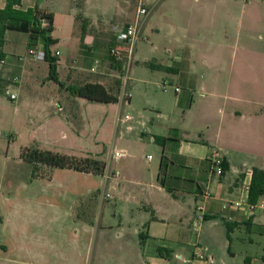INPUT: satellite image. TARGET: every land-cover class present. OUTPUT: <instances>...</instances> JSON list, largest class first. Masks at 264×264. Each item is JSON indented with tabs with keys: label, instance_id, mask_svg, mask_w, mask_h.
Wrapping results in <instances>:
<instances>
[{
	"label": "crops",
	"instance_id": "1",
	"mask_svg": "<svg viewBox=\"0 0 264 264\" xmlns=\"http://www.w3.org/2000/svg\"><path fill=\"white\" fill-rule=\"evenodd\" d=\"M48 1L22 0L13 9L32 11L31 21L36 12L52 14L51 37L58 43L61 38L55 33L62 24L74 25L77 19L84 23L79 48L69 43L73 54L78 52V66L62 60V51L57 49L60 54L56 55L50 46L64 85L55 82L67 92L62 97L65 102L55 101L57 111L74 113L82 103L91 108L97 102L73 95L68 85L103 84L119 97L115 103H97L119 105L116 127L118 136L125 139L123 155L113 156L120 150L115 144L109 160H103L105 171H78L73 176L77 184L70 189L56 184L54 175L35 174L29 184L16 189L15 182H9L11 193L1 196L0 205V264H264V207L249 208L264 202V195L256 203L249 200L253 171L264 170V50L240 43L247 5L238 15L232 11L233 0H148L145 38L135 47V67L125 97L120 68L110 54L112 46L124 48L125 44L116 41L112 27L135 19V0H119L121 9L111 30L89 15L103 13L105 0H82L80 15L72 7L77 0H67L64 11ZM7 3L0 0V10ZM230 21L239 25L233 46L234 58L242 53L240 62L228 63L219 55L222 39L216 33L222 32L223 22ZM255 24L250 13L246 37H251ZM24 33L29 48L30 34ZM6 41L8 73L20 82L28 65L5 51ZM33 46L45 49V42L38 38ZM93 52L96 55L89 58ZM44 61L50 76V64ZM71 61L76 63L75 57ZM149 66L163 68L162 83L171 86L175 95L161 97L152 107L139 106L131 87L136 91L135 83L150 82L143 77L144 73L153 76ZM252 83L258 86L254 94L248 88ZM52 101L47 100L46 107H53ZM149 108L155 111L152 117L146 114ZM58 116L61 138H81L67 133L66 117ZM138 126L149 127L143 132L151 134L149 143L159 145L157 157H144L146 138L129 137ZM213 148L221 151L228 169L222 177L210 179L208 156ZM206 190L211 198L205 202L204 218L197 221ZM70 194L75 196L67 206L61 199ZM78 204L86 205L84 216ZM70 222L73 227L65 229Z\"/></svg>",
	"mask_w": 264,
	"mask_h": 264
},
{
	"label": "rangeland",
	"instance_id": "2",
	"mask_svg": "<svg viewBox=\"0 0 264 264\" xmlns=\"http://www.w3.org/2000/svg\"><path fill=\"white\" fill-rule=\"evenodd\" d=\"M146 4L150 1L144 0ZM140 0H135L134 6H138ZM74 3V2H73ZM119 0H105L104 11L89 12L92 18L101 19L104 28H111L116 21V14L121 9ZM48 4L54 9L64 11L67 7V0H49ZM232 11L240 15L243 13V5H247V10L244 13V27L242 33L239 35L241 45L251 46L256 51L264 50V0H233ZM82 0H77L76 4H72V7L76 8L78 15L83 13ZM233 8H236L233 10ZM252 13L255 20V26L251 29V34L246 37V23L248 22V15ZM58 23H62L58 20ZM226 24V23H225ZM224 22L221 26V33H216L217 36H221L222 49H220L219 55L225 62L230 63L232 60L237 62L242 61V53L239 51L237 58H234V46L235 37H238L239 25H236L233 21L228 22L226 25V34L224 29ZM84 23L81 19L74 21V25L60 26V30L55 33L56 36L61 38L60 42H55L51 45V50L55 53L57 49L62 51L60 58L62 60H68L73 65L77 64L76 53L70 50L69 43H76L79 48V43L83 41L81 37L82 27ZM111 30V29H110ZM73 33V39H70ZM4 37L6 38L5 51L9 53L11 57L18 58L23 57L21 61L28 65V71L22 76V80L13 83L8 73V67L6 62L0 63V205L2 204L1 196L3 194L11 193L7 190V184L11 181L15 182V189L18 186H22L24 183L29 184L34 178V164L28 159L24 158L28 152L34 148H41L44 150H51L54 152H60L62 154L75 155L78 157H93L99 160H109L110 150L117 144L120 150L124 146V140L118 136V130L116 127V114L119 110L118 104H103L94 102L93 106L86 107L85 103L77 106L74 113L69 110L57 111L55 101L65 102L62 97L67 93L63 90L59 84L53 81L49 76L48 63L44 60H38L33 56H29V48L41 49L42 41L39 46L31 45L29 48L26 46L27 34L20 31L8 30ZM65 39V40H64ZM70 40H72L70 42ZM216 45V44H215ZM212 51H216V47H211ZM83 55V53L81 52ZM76 55V56H75ZM84 55H87L84 53ZM96 55L95 52L88 53V57L91 58ZM75 57L76 63L71 60ZM135 61V58H134ZM132 65V70L135 67V62ZM147 66V64L144 63ZM163 68L149 66L147 71L153 73V76H148L144 73V78L149 80L148 83H135L138 85V89L131 87L132 95L139 106H149L155 104L161 97L171 98L175 95V92L171 86L165 87L162 83L164 79L161 77L165 73ZM63 71H61V79L63 80ZM145 72V67H144ZM226 76V75H225ZM13 77V76H12ZM247 88V86H239V88ZM258 87L256 84H250L248 88L253 89ZM260 91V90H259ZM9 92V94H8ZM17 94V100L13 101L10 98V93ZM246 93V90H241ZM53 98V107H46L47 100ZM51 102V103H52ZM152 107V106H149ZM126 112L129 110L128 106L125 107ZM146 114L150 117L155 115V111L150 108L146 111ZM58 115L66 117V121L69 127L64 130L67 133L75 134L78 139H64L61 138V130L58 128L56 122ZM103 123V124H102ZM45 127L44 131L42 127ZM176 125H180L176 122ZM193 126H190L192 128ZM149 129L138 126L135 130L129 134L131 139L138 137L146 138L144 157L148 154L153 157L159 155L158 144L149 143L151 138L150 133H144L143 131ZM25 153V154H24ZM24 154V156H23ZM141 155V154H140ZM156 161V158H155ZM154 161V162H155ZM39 174H45L55 177V183L59 185L68 186L69 189L73 187L77 182L74 180V175L78 171L60 167H49L47 165H39ZM100 177H93V180L99 181ZM92 181V180H91ZM90 181V182H91ZM82 183V182H80ZM84 185V184H83ZM79 187V186H77ZM74 194H70L68 198H62L61 202L65 205H71V199ZM77 197V195H76ZM85 200V199H84ZM83 205V204H82ZM78 204V212L84 216L86 213V205L82 207ZM82 207V208H81ZM73 225L66 227L65 229H71ZM64 239V238H63Z\"/></svg>",
	"mask_w": 264,
	"mask_h": 264
},
{
	"label": "trees",
	"instance_id": "3",
	"mask_svg": "<svg viewBox=\"0 0 264 264\" xmlns=\"http://www.w3.org/2000/svg\"><path fill=\"white\" fill-rule=\"evenodd\" d=\"M22 0H8L7 6L4 10H0V63L5 59V52L3 50L5 44V33L7 29H12L21 32H28L30 34L31 45H34L38 38H42L45 42L46 60L50 64V78L60 85H64L58 77L57 70V58L52 55L50 46L56 42L51 37L53 31V15L46 14L44 12L34 13L33 21L30 16L33 17V12H22L13 9L15 4H19ZM14 14L15 17H12ZM45 16L49 19V24L42 27L38 15ZM8 15H10L8 17ZM67 89L76 96L87 98L91 101L112 103L117 102L119 97L116 94L110 92L106 86L101 83L87 82L84 84H70ZM160 140V137H156ZM25 154V153H24ZM23 154V156H24ZM24 158L28 159L34 164L35 174H39V165H47L49 167H60L73 169L82 172H92L96 174H102L106 169V163L102 160L93 157H78L75 155L62 154L60 152H54L51 150H44L41 148H34ZM228 169V164L225 162V172ZM264 195V170L255 168L253 171V177L250 187L249 200L251 203H256L261 196ZM229 230L231 227H228ZM144 238V236H143Z\"/></svg>",
	"mask_w": 264,
	"mask_h": 264
},
{
	"label": "built area",
	"instance_id": "4",
	"mask_svg": "<svg viewBox=\"0 0 264 264\" xmlns=\"http://www.w3.org/2000/svg\"><path fill=\"white\" fill-rule=\"evenodd\" d=\"M149 8L146 5L144 0H140L137 14L135 19L127 24H124L122 26L120 25H114L112 27V31L115 34V39L118 43L125 44L124 48H120L119 45H114L110 48V54L114 59V62L118 65L120 68V80L122 82V90L125 97H128L129 95V89L128 85L131 81V71H132V65L134 62V53H135V47L137 43H139L142 39L145 38L143 34V26L145 19L149 15ZM38 18L41 22L42 27H45L49 24V19L45 16L38 15ZM117 43V44H118ZM29 56H33L38 60H45L46 59V51L45 49H36V48H29L28 50ZM60 52L57 51L56 55H59ZM20 59H24L23 57H20ZM5 59L1 60V63H5ZM9 79L13 82H17V77H10ZM165 87L169 86L168 84H164ZM180 88L176 87V91H179ZM9 94V92H8ZM10 98L15 101L17 100V94L16 93H10ZM123 155V152L121 150H115L113 156L115 158L121 157ZM152 155L149 156L150 159H152ZM209 160V178L215 179L220 178L225 174V160L224 156L221 153V151L217 148H213L211 153L208 156ZM202 202L198 205V215H197V221H200L204 218V208H205V202H207L211 198V192L209 190H206L203 193ZM240 205V203H238ZM257 207H264V202L258 203V204H249V208L251 210H255ZM198 257L202 258L203 255L201 253L197 254Z\"/></svg>",
	"mask_w": 264,
	"mask_h": 264
}]
</instances>
